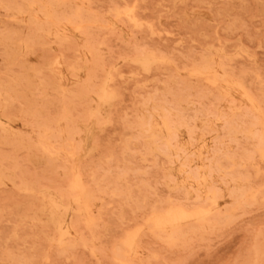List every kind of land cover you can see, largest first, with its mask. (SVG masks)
<instances>
[{
  "label": "rangeland",
  "instance_id": "374dc122",
  "mask_svg": "<svg viewBox=\"0 0 264 264\" xmlns=\"http://www.w3.org/2000/svg\"><path fill=\"white\" fill-rule=\"evenodd\" d=\"M263 125L264 0H0V264H264Z\"/></svg>",
  "mask_w": 264,
  "mask_h": 264
},
{
  "label": "bare ground",
  "instance_id": "6f19581e",
  "mask_svg": "<svg viewBox=\"0 0 264 264\" xmlns=\"http://www.w3.org/2000/svg\"><path fill=\"white\" fill-rule=\"evenodd\" d=\"M37 1V0H36ZM28 9V8H27ZM19 10V9H18ZM14 11V10H13ZM28 11V10H27ZM16 12V11H15ZM23 12V11H22ZM49 12V11H48ZM134 24H135V22H134ZM55 35V34H54ZM80 41V40H79ZM4 43V42H3ZM59 60V59H58ZM57 60V61H58ZM57 63V62H56ZM55 63V64H56ZM58 64H59V62H58ZM60 65V64H59ZM62 66V65H61ZM64 67V66H63ZM57 69V68H56ZM78 69V68H77ZM198 74H199V72H197ZM202 73V72H201ZM61 76V75H60ZM63 76V75H62ZM84 76V75H83ZM63 79V78H62ZM64 81H65V78H64ZM63 81V82H64ZM106 86H107V83H106ZM233 87V86H232ZM106 92V91H105ZM230 92V91H229ZM105 94V93H104ZM246 94V93H245ZM226 95H227V93H226ZM230 95H231V92H230ZM105 96V95H104ZM229 96V95H228ZM246 98H247V96H245ZM103 100V99H102ZM102 100H101V102H102ZM151 110H152V108H151ZM164 110V109H163ZM172 110V109H171ZM149 115V114H148ZM149 117H150V115H149ZM263 123V122H262ZM173 126V125H172ZM264 126V125H263ZM185 129H187V128H185ZM63 130V129H62ZM89 130V129H88ZM188 132V131H187ZM264 132V131H263ZM176 133V132H175ZM190 133V132H189ZM173 134V133H172ZM192 136H194V135H192ZM174 137V136H173ZM175 138V137H174ZM148 139V138H147ZM190 139V138H189ZM264 139V138H263ZM151 140V139H150ZM170 140H174V139H170ZM208 141V140H207ZM264 141V140H263ZM71 142V141H70ZM170 142V141H169ZM175 142H176V140H175ZM189 142H191V141H189ZM139 143V142H138ZM164 143V142H163ZM193 143V142H192ZM170 145H171V143H170ZM204 145V144H203ZM163 146V145H162ZM72 149H73V147H72ZM71 149V150H72ZM165 149V148H164ZM179 149V148H178ZM69 150H70V148H69ZM74 150V149H73ZM174 150V149H173ZM201 150V149H200ZM207 150V149H206ZM262 150H264V148L262 149ZM161 151V150H160ZM258 151V150H257ZM67 152V151H66ZM164 152V151H163ZM206 152V151H205ZM258 153H259V151H258ZM185 154V153H184ZM199 154H201V153H199ZM183 155V154H182ZM202 155V154H201ZM201 155H200V157H201ZM262 155H263V153H262ZM73 156V155H72ZM184 156V155H183ZM203 156V155H202ZM178 157V156H177ZM194 157H196V156H194ZM212 157H214V156H212ZM71 158V157H70ZM69 158V159H70ZM193 158V157H192ZM203 158V157H202ZM207 158V157H206ZM179 159L180 158H178V161H179ZM262 159V158H261ZM263 159H264V156H263ZM202 160V159H201ZM207 162V161H206ZM174 163V162H173ZM197 163V162H196ZM210 163V162H209ZM186 164V163H185ZM189 164V163H188ZM203 164V163H202ZM190 165V164H189ZM210 165V164H209ZM184 166V165H183ZM187 168H189V167H187ZM194 168V167H193ZM198 168V167H197ZM257 168V167H256ZM189 169H191V168H189ZM203 169H204V167H203ZM206 169V168H205ZM208 169H210V168H208ZM195 170V169H194ZM198 171V170H197ZM76 172V171H75ZM195 172V171H194ZM211 172V171H210ZM209 172V173H210ZM218 172V171H217ZM198 173V172H197ZM77 174V173H76ZM79 175V174H78ZM77 175V176H78ZM182 175V174H181ZM190 175V174H189ZM213 175V174H212ZM204 177V176H203ZM211 177V176H210ZM74 178H75V176H74ZM193 178V177H192ZM198 178H199V176H198ZM74 180H77V179H74ZM188 180V179H187ZM211 180V179H210ZM78 181V180H77ZM196 181V180H195ZM80 182V181H79ZM172 182V181H171ZM207 182V181H206ZM213 182V181H212ZM73 183H75V182H73ZM78 183V182H77ZM82 184V183H81ZM209 184H212V183H209ZM77 185V184H76ZM80 185V184H79ZM205 185H206V183H205ZM175 186H176V184H175ZM80 187V186H79ZM79 187H77L76 188V190L78 191V189H79ZM174 187V186H173ZM208 187V186H207ZM211 187V186H210ZM212 187H213V185H212ZM173 189V188H172ZM211 189V188H210ZM216 189V188H215ZM186 190V189H185ZM191 190H192V188H191ZM213 190V189H212ZM193 191V190H192ZM214 191V190H213ZM183 192V191H182ZM48 193V192H47ZM79 193H80V191H79ZM81 193H82V191H81ZM198 193V192H197ZM215 193H212V195H214ZM250 194V193H249ZM184 195V194H183ZM211 196V195H210ZM253 196V195H252ZM42 197V196H41ZM78 198H81V197H78ZM185 198V197H184ZM82 199V198H81ZM213 199V198H212ZM53 200V199H52ZM79 200V199H78ZM49 201V200H48ZM47 201V202H48ZM81 201V200H80ZM80 201H79V203H80ZM197 201V200H196ZM254 201H255V199H254ZM55 202V201H54ZM64 202V201H63ZM74 202V201H73ZM72 202V205L74 204ZM77 202V201H76ZM53 203V202H52ZM65 203V202H64ZM71 203V202H70ZM82 203H83V201H82ZM42 204H44V201H43V203ZM54 204V203H53ZM77 204V203H76ZM76 204H74V205H76ZM83 204H85V203H83ZM210 204V203H209ZM47 205H49V203L48 204H46V206ZM52 205V204H51ZM51 205H49V206H51ZM211 205V204H210ZM54 206V205H53ZM63 206H64V204H63ZM81 206V205H80ZM86 206H87V204H86ZM86 206H85V208H86ZM216 206V205H215ZM44 208H45V206H43ZM42 207V208H43ZM66 208H67V206H65ZM174 207V206H173ZM208 207V206H207ZM47 208V207H46ZM70 208V207H69ZM84 208V207H83ZM180 208V207H179ZM181 208L183 209V207L181 206ZM79 209V208H78ZM169 209H171V208H169ZM177 209V208H176ZM200 209H203L202 207L200 208ZM212 209H213V207H212ZM57 210V209H56ZM66 210V209H65ZM70 210V209H69ZM72 211H74L73 210V207H72V209H71ZM71 210H70V213H71ZM83 210V209H82ZM178 210V209H177ZM180 210V209H179ZM46 211H47V209H46ZM87 211V210H86ZM174 210H171V212H173ZM183 211V210H182ZM185 212H186V210H184ZM205 211V209L203 210V212ZM208 211H210V210H208ZM212 211V210H211ZM75 212V211H74ZM77 212V211H76ZM157 212V211H156ZM166 212H167V210H166ZM166 212H165V214H166ZM202 212V211H201ZM68 212H66V214H67ZM78 213V212H77ZM79 213H81L80 211H79ZM83 213V212H82ZM197 213V212H196ZM200 213V212H199ZM198 213V214H199ZM59 214V213H58ZM87 214V213H86ZM160 214H162L161 212H160ZM169 214V213H168ZM209 214V212L207 213V215ZM75 215H76V213H75ZM85 215V214H84ZM167 215V214H166ZM166 215H165V217H166ZM170 215V214H169ZM171 215H173V214H171ZM205 215H206V211H205ZM53 216V215H52ZM86 216V215H85ZM152 216V215H151ZM188 216H189V214H188ZM202 216V215H201ZM86 217H88V216H86ZM153 217H154V215H153ZM156 217V216H155ZM162 217V216H161ZM165 217H164V219H165ZM168 217V216H167ZM170 217V216H169ZM60 219H61V217H59ZM75 218H76V216H75ZM74 218V219H75ZM159 218V217H158ZM174 219H175V217H173ZM40 219V218H39ZM38 219V220H39ZM55 219V218H54ZM151 219V218H150ZM153 219V218H152ZM155 219V218H154ZM157 219V218H156ZM161 219H163V218H161ZM160 218H159V221L161 220ZM188 219H189V217H188ZM204 219V218H203ZM62 220V219H61ZM85 220H87V219H85ZM179 220H180V218H179ZM196 220V219H195ZM198 220H199V218H198ZM53 221V220H52ZM63 221V220H62ZM74 221V220H73ZM153 221V220H152ZM155 221V223L157 222L156 220H154ZM162 221V220H161ZM171 221V220H170ZM189 221H191V220H189ZM204 221V220H203ZM207 221V220H206ZM54 222H55V220H54ZM166 222V221H165ZM196 222V221H195ZM62 223V222H61ZM88 223V222H87ZM147 223H148V221H147ZM158 223V222H157ZM160 223V222H159ZM168 223V222H167ZM174 223H176L175 221H174ZM194 223V222H193ZM63 224H64V222H63ZM161 224V223H160ZM170 223H168V226L169 227H167V228H171L170 227V225H169ZM180 224V223H179ZM62 225V224H61ZM176 225V224H175ZM63 226V225H62ZM149 226V225H148ZM180 226V225H179ZM164 227H165V224H164ZM176 227V226H175ZM59 228V227H58ZM148 228V227H147ZM173 228V227H172ZM150 229V228H149ZM59 230V229H58ZM61 230H62V228H61ZM60 231V230H59ZM63 232V231H62ZM67 232V231H66ZM155 232V231H154ZM63 233H65V232H63ZM67 234V233H66ZM62 238H63V236H62ZM62 240V239H61ZM64 240V239H63ZM60 241V240H59ZM127 242H129V240L127 239ZM127 242L125 241V244H127ZM59 243V242H58ZM64 244V243H63ZM62 245V243H60V245L59 246H61ZM135 248V247H134ZM131 250L133 251L134 249H132L131 248ZM131 251V252H132ZM135 251V250H134Z\"/></svg>",
  "mask_w": 264,
  "mask_h": 264
},
{
  "label": "snow or ice",
  "instance_id": "6c2138e0",
  "mask_svg": "<svg viewBox=\"0 0 264 264\" xmlns=\"http://www.w3.org/2000/svg\"><path fill=\"white\" fill-rule=\"evenodd\" d=\"M134 10H135V9H134V8H132V9H130V12H134Z\"/></svg>",
  "mask_w": 264,
  "mask_h": 264
}]
</instances>
